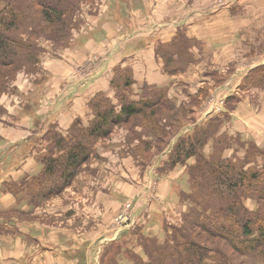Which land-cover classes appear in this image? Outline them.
I'll use <instances>...</instances> for the list:
<instances>
[{
  "label": "trees",
  "instance_id": "1",
  "mask_svg": "<svg viewBox=\"0 0 264 264\" xmlns=\"http://www.w3.org/2000/svg\"><path fill=\"white\" fill-rule=\"evenodd\" d=\"M82 4V0H0V96L19 69H32L38 62L42 31L51 32L50 39L59 48L74 40L73 32L82 24L79 17ZM112 4L111 8L119 6L117 0ZM182 28L177 25L175 35L167 42L155 35L142 37L139 42L145 47L150 39L154 40L155 58H162V71L167 75L184 72L195 63L191 47L197 40ZM28 33L35 36L32 38ZM126 56L112 64L114 76L109 83L113 96L100 90L89 99L87 106L93 116L88 123L77 116L67 131H62L46 114L33 119L32 134L21 151L22 158L35 152L39 168L30 177L25 174L19 179H1L0 172V193L10 192L16 198L12 206L0 205V212L31 215L45 200L76 183L99 138L108 136L115 124L138 116L136 120L143 121L148 129L155 133L160 130L154 139L155 147L157 152L165 151L167 157L159 169L175 172L184 168L189 186L186 196L193 205L184 215L183 225L168 224L169 227L156 233L150 232V228L160 211L157 207H146L133 225L104 243L113 255L100 254L99 264H264V144L238 128H230L235 122L232 112L239 100L251 95V90H264V68L244 73L235 90L225 94L223 111H213L211 119L202 121L198 116L207 97L201 93L202 89L191 99L196 100L191 105L181 101L182 98L177 100L171 93L174 89L162 84L146 80L139 84L134 65ZM229 74L219 84L228 80ZM4 112L0 103V114ZM36 121L46 122L48 131L38 133ZM187 121L193 125L186 124ZM136 135L140 137L139 133ZM43 138L49 140L46 145ZM147 143L144 140L145 147ZM145 147L136 145L134 151H143ZM152 158L146 163L140 159L146 165ZM20 159L8 170L18 168ZM16 227L14 235L18 236L21 233ZM140 228L138 253L130 245L127 247L126 242ZM0 233L4 234L2 230Z\"/></svg>",
  "mask_w": 264,
  "mask_h": 264
},
{
  "label": "rangeland",
  "instance_id": "2",
  "mask_svg": "<svg viewBox=\"0 0 264 264\" xmlns=\"http://www.w3.org/2000/svg\"><path fill=\"white\" fill-rule=\"evenodd\" d=\"M90 1L94 2V0H82L81 15H79L82 24L78 31L73 32L74 40H69L70 44L66 45L67 47L59 48L56 47L58 44L50 39L49 35L51 32L47 33L42 31V37H40L42 51L39 55L38 62L34 64L32 69L25 67L19 69L16 72V77L14 76L9 81L6 91L0 96V103L5 107V112L0 114V159L6 158L4 163L1 161L0 163L2 164V173L4 175L10 170H13L11 168L8 170V167L13 166L15 160L22 158L23 154L21 148L25 145V139H22L21 135L27 130L26 127H28L29 123L26 122L25 127L19 125L17 118L20 117L19 113L32 116V119H26V121L30 120L32 123L38 115L41 116L45 112L48 113V111L62 109L65 106L63 104L65 97L67 99L70 97L68 90L77 92L79 85H85L91 79L101 78L99 76H106V81L109 84L114 76V66L111 65L106 68L104 61H107L110 57L113 59L117 52L120 53V56L119 58L113 59L112 64L120 60L123 55H127L126 59L130 61L129 56L132 54L129 55L127 49L129 48L132 51L136 45H141L139 42L142 41V37H145V30L155 31L158 28L155 26L159 22L163 24L166 21L165 19H172L179 12L184 13L182 10L189 8V4L193 8L195 5H199V2L202 0H172L175 5L171 8L175 11L174 14L176 15L172 14L171 16H164L167 13L164 10L166 9L165 3L171 0H117L119 6H114L115 8H111L113 6L111 3L115 0H96L94 3ZM211 1H213L212 3L215 6L225 5V0H206L205 3H211ZM109 8L113 9V11L111 12ZM119 9L121 10L119 11ZM188 13L190 15L193 12L189 11ZM152 19L159 22L155 20L151 21ZM118 23L120 27L115 28V25H118ZM154 23H156L155 26ZM153 26L154 28L152 29ZM108 28L110 29L108 30ZM26 35L32 38L35 36V34L33 35L31 33ZM182 45L184 46L185 44ZM195 46H199L198 40L191 47V52L194 55L193 58H195L196 63L198 62L199 56L193 51ZM66 48L73 49H68L69 52H67ZM104 53L109 54L105 59L104 56L106 54ZM159 59L161 57L157 58V60ZM145 60L146 58L144 57L143 62L141 61L140 64L142 73H147V69L144 66ZM62 65L64 66L61 67ZM202 68L204 69L202 75H209V80L205 79L201 82L203 79L202 75L193 72L192 82L194 85L192 86L180 85L179 83L162 85L166 86L165 88L167 89H174L171 93L176 96L177 100L182 98L181 101H186L190 104L196 101L191 99L196 97L195 94L199 89H202L201 93H204L203 95H207V97L201 103L204 105L202 106L198 120L207 121L211 119L209 114L207 116L202 112L209 110L211 105L217 104L221 96L225 97L223 95L224 92L220 93L221 90L219 88L223 87L219 84V81L226 73L232 72V70H210L208 65H203ZM68 69L70 70V74L65 79H61ZM206 71H208L207 74L205 73ZM144 78L149 79V81L152 80L151 75L145 76ZM54 80L56 82L53 84ZM143 80L141 78L137 82L141 84ZM150 83L155 82L150 81ZM56 85H60L61 90L56 91ZM235 88L236 86H233L231 92ZM109 95L113 96L112 93H109ZM137 97H139L138 94ZM242 101L243 99H240L239 103L241 104ZM85 104L87 105L88 101ZM242 105L241 110H238L236 114L232 113L235 118V123L230 128H237L234 127V124L238 128L246 127V129L244 128L242 130L246 136L253 132L256 134V137H263L264 139V113L259 114L256 105L252 103ZM37 110L45 111L41 112V114H35ZM141 117L139 116V118ZM3 118L7 119V123H2L1 120ZM46 118L49 121L53 119L50 116ZM136 118L132 121L115 124L108 136L98 139L92 147L93 151L90 159L84 164L83 171L77 175L74 186L71 185L72 187L66 188L63 192L51 196L43 204L37 206H45V212L43 214L40 213L37 215L35 211L31 215L0 212V220L3 221L0 224V230L4 232V234L0 233V246H12L10 243L12 239L15 240L17 237H22L26 240V244L29 245L27 251L31 254L30 251L46 243L52 235L62 240L75 241L79 246V241L83 242L87 233L94 232V228L104 235L107 234L108 230H111L110 235L108 234L106 238L113 237L117 232L120 233L124 228L129 227L127 225L129 224V217H131L130 225H133L139 215L148 206L157 207L160 211L157 212L158 219L154 221V226L152 225L150 232L154 230L156 233L159 229H165L166 226L169 227L172 224L183 225L184 215L189 213L191 210L190 206L193 205L191 199L186 196L188 195V191L186 190L189 189V186L186 173L184 174V168H177L175 172L159 169L163 159L167 157L165 151L157 152L155 147L157 142L154 139L160 130L157 131L158 133H155L153 130L145 127L142 123L143 121L138 122ZM33 119L35 120L33 121ZM186 124L193 125V123H189L188 121ZM35 126L38 128V133H46L49 129L46 122L39 123V121H36ZM31 130L32 128L29 129V131ZM7 131H10L9 138L5 136ZM136 133H139L140 137ZM143 139L148 141L147 147L144 146ZM43 142L45 144L49 140L43 138ZM136 145H139L141 149L144 147L146 149L135 153L134 148ZM8 151H11V153L9 152L5 155ZM138 156L145 163L150 157L153 158L146 165L144 164V166ZM146 173H149V180H156L154 187H158L157 192L160 197V199L159 197L155 198L152 194L154 197L152 201L149 197L146 200L149 204L143 200V194L148 186V179H144ZM149 185V188H151L152 184L150 183ZM102 192L107 193V195L105 194L106 198L102 199L100 196L98 200L97 196ZM100 200H103V203H100L102 207L99 206L98 201ZM46 201H50V207L46 205ZM66 211L67 214L64 215ZM126 211L128 214L124 217V222L117 221L116 217L125 214ZM33 215L37 216L34 217ZM150 218L151 215L148 219ZM45 221H51L52 227L58 229L56 230L57 233H53L52 231L50 234V227L37 226ZM16 225H18L19 233H21L18 236L14 235L18 231ZM63 227H66V230H63ZM89 228L91 230L86 232ZM137 230L140 232H137ZM137 230L136 232L133 231L134 234L130 236L126 244L127 247L130 245V249L133 248L140 253L138 250L140 249V245L136 243L142 232L141 228ZM40 232L44 234L42 237L38 235ZM81 253L82 249L78 255ZM102 253L103 255L104 253H111V256L113 255L108 245L104 246V244H100L97 248V254H95L96 257L98 256V260H96L98 264L99 255ZM85 259L81 263L86 264ZM21 261L24 260L22 259Z\"/></svg>",
  "mask_w": 264,
  "mask_h": 264
},
{
  "label": "crops",
  "instance_id": "3",
  "mask_svg": "<svg viewBox=\"0 0 264 264\" xmlns=\"http://www.w3.org/2000/svg\"><path fill=\"white\" fill-rule=\"evenodd\" d=\"M206 0H202L199 2V5L192 6L189 4V8H184L181 13L179 12L176 17H171L172 19H165L166 21L163 24L159 22L155 26L158 27L155 31H144L145 37L150 36H159L163 42L170 41L172 37L175 35L177 30V25L183 27L189 37L196 38L199 41V46L194 47L193 51L198 54L199 59L193 66L187 69L184 72H180L175 75H167L162 71L163 60L162 58L157 60L155 58V42L150 39L149 43L144 44L145 47H141L140 45L136 49H132L129 51V60L134 65V75L135 78L141 79L150 82H155L158 84H176L180 85H188L192 86L194 83L192 82V73L196 72L198 75L201 74L204 69L203 65H208L210 70H218L222 71L224 69L232 70L230 72V76L228 80H226L222 85L223 88H219L225 95L228 91H231L233 86L238 85L240 82L241 76L244 75L247 71L255 68H264V0H225V5H214L211 3H205ZM181 4V3H180ZM174 2L168 1L165 3L166 9H164L167 13L164 16H171L175 11L172 10ZM214 5V6H212ZM179 6V5H178ZM177 6V7H178ZM153 9V8H152ZM151 9V10H152ZM149 11V10H148ZM179 11V10H178ZM189 11L193 12L189 15ZM176 15V14H174ZM152 27V29L154 28ZM120 25H115V28H119ZM110 28H108L109 30ZM110 35V34H109ZM201 44V46H200ZM202 47V48H201ZM73 48H66L67 52ZM85 50V49H83ZM106 54V53H104ZM87 55V54H85ZM118 55V56H117ZM109 54L104 56V59L107 58ZM120 53L114 55L113 59L119 58ZM144 57L146 60L144 61V66L147 69V73H142L141 71V61L143 62ZM113 59L110 57L107 61H104V65L107 66L112 65ZM134 60V61H133ZM139 62V63H138ZM207 63V64H206ZM71 64V63H70ZM62 65L61 67H63ZM233 68V69H229ZM226 70V71H228ZM206 74L208 71L205 72ZM70 74V70L68 69L64 76L61 79H65ZM159 74V75H158ZM139 75V76H138ZM151 75L152 80L144 78L145 76ZM101 78L91 79L89 82H86L85 85H79L77 92H71L68 90L69 98L65 97V106L56 111H48L45 112L46 117L50 116L53 118V121L57 122L59 128L62 131H67L69 126L71 125L73 119L77 116H81L82 119L88 123V120L93 116L91 112L88 110V106L85 104L86 101L97 92L102 89L104 91H109L112 93V89L110 87V83L106 81V76H99ZM202 81L205 79H210L209 75L203 76ZM137 79V81H138ZM74 80V79H73ZM143 80V81H144ZM56 82L55 80L53 81ZM51 84V83H50ZM60 85L55 86V90H61ZM251 95L247 94L248 97L243 98L242 103L238 105L236 110L232 113L236 114L238 110H241L242 104L252 103L256 105L258 113H264V90H260L259 92H255L251 90ZM256 96V97H255ZM222 97V96H221ZM56 99V98H55ZM211 105L210 109L206 112L203 111L204 115L209 114L211 116L212 108L215 106ZM202 110V108H201ZM45 110H37L35 114H41ZM20 117L18 118V124L25 127V123L28 122L27 130H25L21 137L26 140V137L30 136L31 131L29 129L32 128L33 122L30 120L26 121V119H32V116L25 115L19 113ZM35 116V115H34ZM235 120V118H234ZM3 122L7 123V119L3 118ZM235 123V122H234ZM4 124V123H3ZM234 127H237L234 124ZM246 129V127L238 128L240 130ZM5 134V133H4ZM248 135H252L260 144H264L263 137H256V134L251 132ZM7 138L10 137V131H7L5 134ZM27 137V138H28ZM44 143V142H43ZM47 143L43 144L46 145ZM37 145L41 146L42 144L38 143ZM10 151L6 152L7 155ZM35 152L33 154H27L26 157L21 158L19 161V167L13 170H10L8 173L1 177V179L13 178L19 179L21 176L28 174V177L35 173L39 168V163L35 159ZM5 159H0L2 163H4ZM0 172H3L2 167H0ZM149 173L144 175V179H148V186L145 190L143 200L147 203L148 197L152 201L154 198L159 197L157 192L158 187H154L156 180L148 178ZM173 177V176H171ZM152 184V187L149 188V184ZM75 184V183H74ZM74 184L72 186H74ZM165 184V183H164ZM72 186H68L70 188ZM105 194L102 192L99 193L97 198L102 199L106 198ZM112 194V193H110ZM116 194V193H113ZM153 194V195H152ZM160 199V197H159ZM52 202V201H51ZM99 206L100 203H103V200L98 201ZM16 203V198L10 192L0 193V205H4V207L12 206ZM50 201H46V205L49 206ZM149 204V203H147ZM45 207V206H44ZM44 207H37L35 209V213L38 215L40 213H44ZM50 207V206H49ZM67 214V211L64 215ZM41 227H50V234L55 233L57 228L52 227L51 221L42 222L41 225H37ZM63 230H66V227H63ZM94 232H89L86 235L85 240L79 241L80 245L75 241L62 240L60 238L52 235L49 237L48 241L40 246L39 248L30 251L31 254L27 251L29 249V245L26 244V240L22 237H17L15 240H11L9 245L0 246V264H84L81 263L85 258L86 264H98L96 260H98L97 248L100 244H104L119 235L117 232L113 237H108L110 235L111 230H108L107 234L99 233V230L94 228ZM89 228L86 232L90 231ZM57 233V232H56ZM42 237L44 234L40 232L38 234ZM102 235V236H101ZM102 237V239H100ZM106 238V239H105ZM71 239V238H70ZM100 239V240H99ZM43 242V241H42ZM82 249V253L78 255L79 251ZM85 255V257H84ZM27 256V258H25ZM80 256V257H79ZM25 258V259H24ZM24 261H21V260ZM80 261V263H79Z\"/></svg>",
  "mask_w": 264,
  "mask_h": 264
},
{
  "label": "built area",
  "instance_id": "4",
  "mask_svg": "<svg viewBox=\"0 0 264 264\" xmlns=\"http://www.w3.org/2000/svg\"><path fill=\"white\" fill-rule=\"evenodd\" d=\"M221 102H223V99H220V100L217 102V104H216L215 106L219 107V103H221ZM128 205H130V204H128ZM127 214H128V213H127V211H126L125 214H121V215L117 216V217H116V220L119 221V222H124V217H125ZM126 218H128V217H126ZM130 219H131V217H129V220H128V223H129V224L131 223V222H130ZM118 224L120 225V223H118ZM129 224H127V225H129Z\"/></svg>",
  "mask_w": 264,
  "mask_h": 264
}]
</instances>
